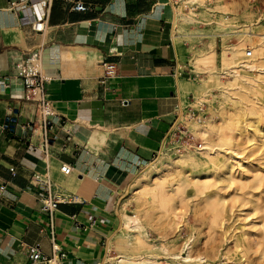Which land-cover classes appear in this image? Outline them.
I'll return each mask as SVG.
<instances>
[{
    "label": "crops",
    "instance_id": "0c3cea01",
    "mask_svg": "<svg viewBox=\"0 0 264 264\" xmlns=\"http://www.w3.org/2000/svg\"><path fill=\"white\" fill-rule=\"evenodd\" d=\"M43 1L0 0V264H29L21 244L51 256V225L61 264H96L122 190L181 101L179 0H51L41 32L18 26L19 15L39 19ZM23 74L42 84L25 87ZM40 99L50 107L45 130ZM38 178L62 197L51 218Z\"/></svg>",
    "mask_w": 264,
    "mask_h": 264
},
{
    "label": "rangeland",
    "instance_id": "374dc122",
    "mask_svg": "<svg viewBox=\"0 0 264 264\" xmlns=\"http://www.w3.org/2000/svg\"><path fill=\"white\" fill-rule=\"evenodd\" d=\"M176 10L179 18L182 14L193 18L175 24L173 30L180 63L178 71L181 68L185 71L182 86L189 82L190 86L198 84L203 88L197 91L195 86L186 92L180 88V97L186 95L185 100L180 101L182 107H186L185 111L193 108L196 114L185 121L182 143L175 144L169 152L175 158L177 154L194 151L198 160L202 161L205 157L199 153L201 145L206 142L212 144L209 158L229 159L235 172L233 176L253 184L252 193L261 195L264 185L250 181L255 169L264 174V148L260 142L252 146L245 144L244 151L233 147L242 153L235 157L230 152L232 145L219 140V135L229 134L226 128L231 120L252 123L258 119L264 124V88L259 93L242 92L246 82L236 73L230 77L223 74L221 58L225 48L250 49L251 57L245 58L242 52L239 60L228 66L235 67L237 71L242 62L250 66L258 58L260 67L264 68V0H179ZM211 51L213 63L204 68V59ZM219 79L227 80L234 87L240 84L241 90L236 88L235 92L225 93L222 90L224 83H219ZM190 120L206 123L209 131L203 137L198 135L190 127ZM205 169L216 167L211 163L166 162L144 178L135 180L134 174L129 181H134V184L128 188V182L116 208L130 215L138 214L148 238H138L128 252L142 256L156 255L164 264H170L165 258L178 263L176 255L184 257L187 253L192 259L190 264H264V242L259 239L261 234L258 231L262 212L253 210V204L241 199L242 196L237 197L242 191L234 182L229 184L223 172L216 171L206 193L207 196L217 194L222 199L220 214L213 218L214 211L210 206L203 205V196L196 197L188 186L189 182L204 179L202 172ZM156 183L163 185V192L153 198L150 191H145ZM177 184L181 185V190L175 193ZM161 196L168 202H161ZM240 235L245 240L243 244L238 241ZM112 239L110 249L115 245Z\"/></svg>",
    "mask_w": 264,
    "mask_h": 264
},
{
    "label": "bare ground",
    "instance_id": "6f19581e",
    "mask_svg": "<svg viewBox=\"0 0 264 264\" xmlns=\"http://www.w3.org/2000/svg\"><path fill=\"white\" fill-rule=\"evenodd\" d=\"M188 1H192V0H188ZM191 6H193V4ZM192 19L193 18L189 14H182L181 17L179 18V13L175 12L172 22H173V25L175 24L179 25V22L181 21L192 20ZM178 50L180 51L179 47H178ZM242 52L244 53L245 50L242 51V49L239 47H236L235 49L225 48L223 50V54L221 57L224 63L223 74H225L226 76L228 75L230 77L232 74L236 73L238 75V78L240 77V79H243L246 82V86H244L243 90H241V88H239L240 84H239V87H234L233 84L228 82L227 80L221 81L219 79V83L220 82L224 83L222 85V90L225 93L229 91L235 92L234 90L236 88L237 90L239 89L244 93L247 90L253 91L254 93H259L264 88V68L260 67L258 58L255 60L254 64L250 66L242 62L240 65H238L239 69L237 71L235 67L228 66V65H231V63L239 60ZM259 52H262V51H259ZM213 56H214L213 52L211 51L209 55L205 57L204 59L205 67L204 68L210 67L209 65L213 63V60H214ZM195 86H190L189 82H185V84L182 86L184 90L183 92H186V90H193V88H196V90L199 91L203 88L202 85L195 84ZM185 97L186 95L183 94V96H181V101H184ZM180 104H181L180 106L182 107V103ZM189 123H190V127L194 129L195 132L202 137L205 135L207 131H209L207 130L208 125L204 122L190 120ZM252 124L253 126H251ZM225 126H227V124ZM226 129L229 130V134L226 133V135L225 134L219 135V140L225 141L230 146L232 145L230 152L235 157L238 156L241 152H239L238 150L237 151L234 150L233 147L234 148L236 147L240 150L244 148L245 144H247L248 146H252L256 144L257 142H260V146L264 148V124L259 123L258 119L257 121L255 122L253 121L252 123L251 122L248 123V121L246 123L245 121L243 122V120H240V121L231 120ZM247 130H251V131L247 132ZM223 132L225 133V131ZM94 139L95 138H93L92 140ZM212 147L213 145L207 142L205 143V145L203 146L201 145V148L199 149V153L205 157V159L202 161L198 160L196 153L194 151H188L186 152V154H177L175 158L172 157V153L168 151L160 155L159 157H157L155 160L145 163L142 170L135 173V180L136 178L140 179V178L146 177L150 171L158 169L159 167L164 165L166 162L168 163L169 162L170 163L188 162V163H198L199 165L200 163H203V164L211 163L213 164L214 167H216V169H210V170L205 169L202 172L204 173L203 175L205 176L204 179L202 180L199 179L198 181L188 183V186L191 188L194 195H196V197L197 195H200V196L202 195L203 205L210 206L212 208V210L214 211L213 218L218 217V215L220 214L219 207L221 206L222 199L217 194L207 196L206 193L208 191L210 183L212 182L211 178L213 177L215 172L216 171H218L219 173L223 172L224 176L226 175L228 183L232 184L234 182L238 187L237 189L242 191V194H240L241 192L238 193L239 195L237 194V197L242 196L241 199L243 198L244 201L248 203L250 202L253 204V210H259L262 212L260 221H258L260 223L258 231L261 234V237L259 239H262V242H264V193L261 195L252 193L251 189L253 187V184L246 183L245 180L240 179V178L237 179L236 177H234L233 175L235 172H234L233 164L229 159L223 158V157L216 158V159L209 158L210 150L212 149ZM229 158H230V155H229ZM254 171L255 172L250 178V181L254 182L257 185H264V174L260 173L258 169H255ZM222 177L223 176L219 177L218 179H221ZM133 184H134V181L130 182L128 184V188L131 187ZM179 190H181V185L177 184L174 192L178 193ZM148 191H150V194L154 195L153 198H155L159 194H162L163 185L156 183L149 190H146L145 193H148ZM244 195H248V196L246 197ZM159 200H161V202L163 203L168 202V199L162 196L159 197ZM118 214H119L118 228L117 230H114L112 233V237H113L112 242H114L115 245H113V248L110 249V239H107L109 253L105 254L101 258V260L99 261V264H164L158 259L159 256L158 257L156 255L150 256L149 254H147L146 256H142L139 253L128 252L129 249L133 246V244L138 240V238H145V239L148 238L147 231H146L144 223L142 222L138 214L135 213L133 215H130L124 211H120L118 212ZM259 239H257V241ZM238 241L242 244L245 242L242 235L238 237ZM176 256L179 258L178 263H175L174 261L167 259V258L165 259L169 260L170 264H190L192 263V259L188 253L184 257L180 254Z\"/></svg>",
    "mask_w": 264,
    "mask_h": 264
},
{
    "label": "built area",
    "instance_id": "2783aa9c",
    "mask_svg": "<svg viewBox=\"0 0 264 264\" xmlns=\"http://www.w3.org/2000/svg\"><path fill=\"white\" fill-rule=\"evenodd\" d=\"M50 2L51 0H45L41 3V6L42 8H44L45 12L37 20H33L31 18V15L29 14L19 15L17 18L18 26L20 27L30 26L33 31L41 32L44 29V24L45 21L47 20L46 13L50 8ZM72 9L75 11H85L87 7L81 2H76L73 5ZM251 55H252V51L250 49L244 52L245 58H249L251 57ZM110 73H112V66L106 65V74L109 75ZM34 76L37 75L23 74L22 84L27 88L34 86V84L40 86V84H42L43 79L39 76L37 82L35 83V81L32 78ZM39 101H40L39 105L41 112L40 124L42 125V128L45 130L46 117L50 114V107L46 100L40 99ZM180 103H181L180 99L177 98V101L172 111L171 120L169 121L167 128L163 132V135L159 141L157 149L153 152V155L148 160V162L153 161L160 155L170 151L175 144L182 143L186 129L185 121L187 119H191L193 116H195L196 113H195V109L193 108L185 111L186 107H181ZM59 169L64 174H68L71 170L68 164H62ZM37 180L39 183H42L45 186V194L41 198L42 208L48 212L49 217L51 218L52 212L56 209L58 203H60V201L62 200V197L60 194H58V192H56L53 189V186L48 179L44 180L43 178H38ZM54 235L55 234L51 225L49 232V238L51 241V252H52L51 256L43 255L39 251L37 246L21 244V246L24 247L25 252L28 256L29 264H61V260L65 257V253L62 251L59 245L54 241L55 240ZM102 247L104 249V255L109 253L107 237L103 238ZM96 264H99V262H97Z\"/></svg>",
    "mask_w": 264,
    "mask_h": 264
}]
</instances>
